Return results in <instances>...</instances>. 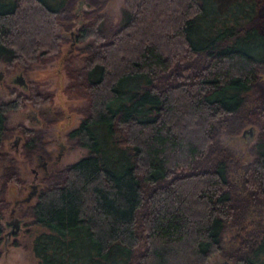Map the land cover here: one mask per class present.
Wrapping results in <instances>:
<instances>
[{
  "label": "trees",
  "instance_id": "obj_1",
  "mask_svg": "<svg viewBox=\"0 0 264 264\" xmlns=\"http://www.w3.org/2000/svg\"><path fill=\"white\" fill-rule=\"evenodd\" d=\"M75 1L0 0V61L21 74L58 57L62 43H81L63 53L62 90L85 103L66 133L84 154L46 164L34 201L12 205L25 234L42 227L33 255L40 264H207L212 254L264 264V104L250 102L264 74V0H122L109 34V0L76 11ZM25 88L0 103V144L17 129L28 158L37 149L47 158L40 129L5 123V111L38 100L36 82ZM244 125L258 131L250 158L237 159L220 135ZM3 173V183L21 182L10 164ZM7 206L1 196L0 254Z\"/></svg>",
  "mask_w": 264,
  "mask_h": 264
},
{
  "label": "rangeland",
  "instance_id": "obj_2",
  "mask_svg": "<svg viewBox=\"0 0 264 264\" xmlns=\"http://www.w3.org/2000/svg\"><path fill=\"white\" fill-rule=\"evenodd\" d=\"M84 8L85 6L82 4L77 10H82ZM101 12L104 16L102 22V26L104 27L103 30L109 34L122 18V0H109L101 9ZM262 12L264 13V8ZM78 19L80 18H76L74 23H78ZM56 32L66 39H69L70 36L71 38L74 37L72 30L70 34L69 31H65L58 27L56 28ZM68 43L69 42L66 41L61 44L60 51L62 53L58 57H51L44 62L37 61L31 64V68L27 73L22 72L25 84L29 80L36 82V90L40 94L36 103H32L30 99H24L16 109L5 111V123L10 128H17L18 125H22L28 128L40 129L41 134L39 136L38 146L41 148L42 152L44 151L47 154L46 163L48 164L54 161L53 165H55V167H60L69 163L84 154L83 148L74 145L66 139L67 131L77 124L81 116L80 110L85 104L82 99L66 95L62 90L63 86L69 80L64 73L63 65H65V62L63 61V53L65 50H68L69 53L75 54V48L81 45V43L73 41L70 48L68 46L70 43ZM79 58L80 57L75 56L72 59L70 62L72 67L81 65V60ZM0 68L3 70V76L0 81V103L13 99L19 93L27 96L28 89L13 80V77L20 73V67L17 65H7L0 61ZM250 98L251 103L254 101L255 103L264 104V74H259L257 76L254 83V90ZM247 126L248 125H244V127ZM244 127H242L241 130ZM241 130L234 135L221 134L220 142L222 145L228 147L235 154L237 159H249L250 156L247 154V150L249 145L254 141L258 128L254 126L253 135L247 140L239 135ZM15 136H17L18 139L13 143V138ZM23 142L24 137L15 129L11 136L8 139H4L0 144V153H3L2 155L7 157L5 159L0 155V189L2 190L0 195L8 203L7 209L4 211L5 215L2 222L10 219L9 211L13 201L24 196L30 188V182L35 183L38 174H40L41 167L38 165L36 166L38 163L37 155L39 154L37 152H40V150L37 149V151L28 158L25 155ZM60 143H62L60 147L61 154L59 158L56 159L55 157L59 152ZM6 164H10L13 172L21 179L19 184L12 181L3 183V172ZM31 168H35L37 171V176L35 178L33 177L34 172ZM236 179V185L239 187V180ZM29 201L33 202L34 197H31ZM16 211H19L18 208H16ZM16 211L14 214H16ZM252 215L256 218L254 212H252ZM14 216L19 218L17 214ZM26 227L27 226L23 224V220H19V229L10 235H6V239L1 247L0 264H40L38 258L34 256L31 251V241L33 235L41 230L42 227L35 226L32 228V230H35L33 232L31 230V234H25L24 231ZM9 228V225L5 226V231ZM235 231V226H229L224 230L223 240L226 245ZM14 239L19 241V244L14 245ZM207 264L231 263L218 254H212L208 258Z\"/></svg>",
  "mask_w": 264,
  "mask_h": 264
},
{
  "label": "water",
  "instance_id": "obj_3",
  "mask_svg": "<svg viewBox=\"0 0 264 264\" xmlns=\"http://www.w3.org/2000/svg\"><path fill=\"white\" fill-rule=\"evenodd\" d=\"M82 4H83V0H77L75 11L77 9H79ZM2 76H3V70L0 68V81H1ZM13 80L15 82H17L18 84H21L23 87L25 86L24 77L22 76L21 73H18L15 77H13ZM253 132H254V128L249 125L247 127H244L241 130L240 136L244 137L245 140H247V139L252 137ZM17 139H18V137L15 136L13 138V143H15L17 141ZM61 146H62V143L59 144V152L56 154V157H55L56 159L59 158V156L61 154V152H60ZM29 187L30 188L27 190L25 195L19 199H15L13 201L12 205H16L17 203L28 202L30 200V198L34 196V194L36 192V187H37L36 183L30 182ZM9 217H10L9 220L4 221L5 226H8V225L10 226V228L3 233L4 241L6 239V235H10L11 233H14L19 229V220L20 219L13 215V206L10 208Z\"/></svg>",
  "mask_w": 264,
  "mask_h": 264
},
{
  "label": "flooded vegetation",
  "instance_id": "obj_4",
  "mask_svg": "<svg viewBox=\"0 0 264 264\" xmlns=\"http://www.w3.org/2000/svg\"><path fill=\"white\" fill-rule=\"evenodd\" d=\"M37 159H38V163L36 164V166L38 165V166H40L41 168H45L46 167V158H44V156L43 155H41V154H38V157H37ZM31 170L34 172L33 173V177H35L36 176V169L35 168H31Z\"/></svg>",
  "mask_w": 264,
  "mask_h": 264
}]
</instances>
